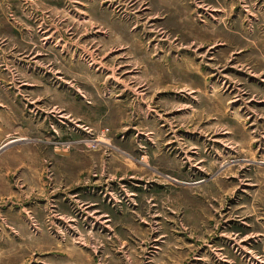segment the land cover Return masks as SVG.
<instances>
[{
  "label": "rangeland",
  "instance_id": "374dc122",
  "mask_svg": "<svg viewBox=\"0 0 264 264\" xmlns=\"http://www.w3.org/2000/svg\"><path fill=\"white\" fill-rule=\"evenodd\" d=\"M0 19V264H264V0Z\"/></svg>",
  "mask_w": 264,
  "mask_h": 264
},
{
  "label": "crops",
  "instance_id": "0c3cea01",
  "mask_svg": "<svg viewBox=\"0 0 264 264\" xmlns=\"http://www.w3.org/2000/svg\"><path fill=\"white\" fill-rule=\"evenodd\" d=\"M1 22H3V24H5V22L4 21H2L1 19H0V24H1ZM6 27H9V28H11L8 24L7 25H5ZM11 30V29H10Z\"/></svg>",
  "mask_w": 264,
  "mask_h": 264
}]
</instances>
